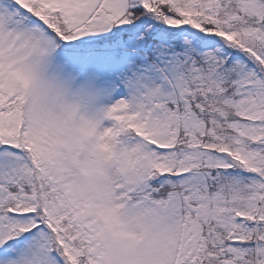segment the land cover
<instances>
[{
  "label": "snow or ice",
  "instance_id": "1",
  "mask_svg": "<svg viewBox=\"0 0 264 264\" xmlns=\"http://www.w3.org/2000/svg\"><path fill=\"white\" fill-rule=\"evenodd\" d=\"M0 264H264V0H0Z\"/></svg>",
  "mask_w": 264,
  "mask_h": 264
}]
</instances>
